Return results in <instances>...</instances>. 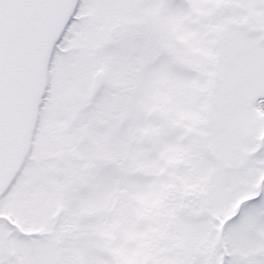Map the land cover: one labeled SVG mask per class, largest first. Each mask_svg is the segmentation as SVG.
<instances>
[{
    "label": "snow or ice",
    "instance_id": "6c2138e0",
    "mask_svg": "<svg viewBox=\"0 0 264 264\" xmlns=\"http://www.w3.org/2000/svg\"><path fill=\"white\" fill-rule=\"evenodd\" d=\"M0 264H264V0H0Z\"/></svg>",
    "mask_w": 264,
    "mask_h": 264
}]
</instances>
